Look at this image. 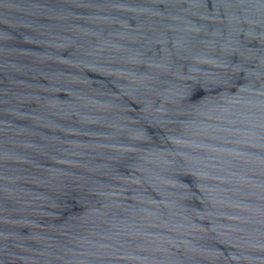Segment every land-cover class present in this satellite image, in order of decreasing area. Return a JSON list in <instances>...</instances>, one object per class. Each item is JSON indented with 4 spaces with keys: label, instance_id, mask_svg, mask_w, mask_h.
I'll return each mask as SVG.
<instances>
[{
    "label": "water",
    "instance_id": "obj_1",
    "mask_svg": "<svg viewBox=\"0 0 264 264\" xmlns=\"http://www.w3.org/2000/svg\"><path fill=\"white\" fill-rule=\"evenodd\" d=\"M0 264H264V0H0Z\"/></svg>",
    "mask_w": 264,
    "mask_h": 264
}]
</instances>
